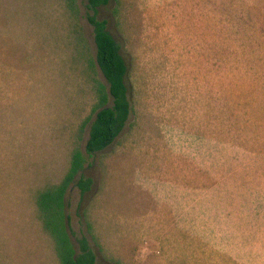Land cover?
<instances>
[{
    "label": "rangeland",
    "instance_id": "1",
    "mask_svg": "<svg viewBox=\"0 0 264 264\" xmlns=\"http://www.w3.org/2000/svg\"><path fill=\"white\" fill-rule=\"evenodd\" d=\"M86 6L0 0V264H58L35 198L83 151L103 82ZM96 18L130 115L87 159L90 189L65 197L76 249L84 237L95 264H264V0H110Z\"/></svg>",
    "mask_w": 264,
    "mask_h": 264
},
{
    "label": "trees",
    "instance_id": "2",
    "mask_svg": "<svg viewBox=\"0 0 264 264\" xmlns=\"http://www.w3.org/2000/svg\"><path fill=\"white\" fill-rule=\"evenodd\" d=\"M76 1L66 0L72 13L76 11ZM109 1L87 0L88 13L85 17L92 28L95 49L93 63L89 66L97 68L103 82L95 81L92 85L95 101L85 121L89 128L84 149H75L62 180L44 187L35 198L38 220L53 242L58 264H95V256L87 240L84 237L78 239L76 249L71 239L65 197L72 186L81 194L90 189L91 180L80 176L87 159L114 142L130 115L125 62L117 43L106 29V22L96 18L97 9L105 7Z\"/></svg>",
    "mask_w": 264,
    "mask_h": 264
}]
</instances>
